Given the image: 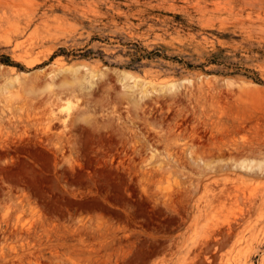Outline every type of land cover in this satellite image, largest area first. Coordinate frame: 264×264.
<instances>
[{
  "label": "rangeland",
  "instance_id": "1",
  "mask_svg": "<svg viewBox=\"0 0 264 264\" xmlns=\"http://www.w3.org/2000/svg\"><path fill=\"white\" fill-rule=\"evenodd\" d=\"M0 264H264V0H0Z\"/></svg>",
  "mask_w": 264,
  "mask_h": 264
},
{
  "label": "trees",
  "instance_id": "2",
  "mask_svg": "<svg viewBox=\"0 0 264 264\" xmlns=\"http://www.w3.org/2000/svg\"><path fill=\"white\" fill-rule=\"evenodd\" d=\"M153 52H150L148 53V55H152ZM158 54V53H157ZM143 55H141L140 57H137V60H141ZM212 62H220L218 57L216 55H213L212 56V59H211ZM4 62H11L10 59L8 57H6V59H4ZM249 76V75H248ZM254 80L256 81H260L261 82V79L258 77V75L255 73V76L252 77Z\"/></svg>",
  "mask_w": 264,
  "mask_h": 264
}]
</instances>
